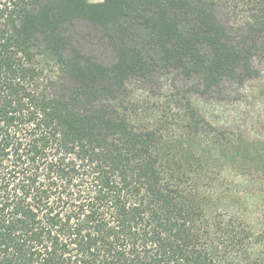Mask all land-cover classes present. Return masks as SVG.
Instances as JSON below:
<instances>
[{
    "label": "trees",
    "instance_id": "16d2710c",
    "mask_svg": "<svg viewBox=\"0 0 264 264\" xmlns=\"http://www.w3.org/2000/svg\"><path fill=\"white\" fill-rule=\"evenodd\" d=\"M254 83L264 0H0V264H264Z\"/></svg>",
    "mask_w": 264,
    "mask_h": 264
},
{
    "label": "rangeland",
    "instance_id": "374dc122",
    "mask_svg": "<svg viewBox=\"0 0 264 264\" xmlns=\"http://www.w3.org/2000/svg\"><path fill=\"white\" fill-rule=\"evenodd\" d=\"M263 89L262 86L254 83L247 90H236L235 94L226 93L224 101L209 105L210 119L212 121H247L264 125Z\"/></svg>",
    "mask_w": 264,
    "mask_h": 264
},
{
    "label": "crops",
    "instance_id": "0c3cea01",
    "mask_svg": "<svg viewBox=\"0 0 264 264\" xmlns=\"http://www.w3.org/2000/svg\"><path fill=\"white\" fill-rule=\"evenodd\" d=\"M91 1H101V0H91Z\"/></svg>",
    "mask_w": 264,
    "mask_h": 264
}]
</instances>
